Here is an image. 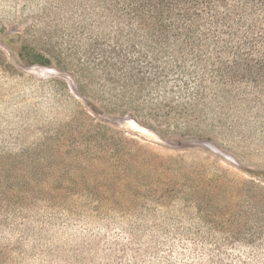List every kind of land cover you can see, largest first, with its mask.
<instances>
[{
    "label": "rangeland",
    "instance_id": "rangeland-1",
    "mask_svg": "<svg viewBox=\"0 0 264 264\" xmlns=\"http://www.w3.org/2000/svg\"><path fill=\"white\" fill-rule=\"evenodd\" d=\"M93 1L0 0V264H264V72L86 97Z\"/></svg>",
    "mask_w": 264,
    "mask_h": 264
},
{
    "label": "trees",
    "instance_id": "trees-1",
    "mask_svg": "<svg viewBox=\"0 0 264 264\" xmlns=\"http://www.w3.org/2000/svg\"><path fill=\"white\" fill-rule=\"evenodd\" d=\"M93 3L99 18L109 23L110 32L104 46L99 38L92 40L89 55L100 56L97 63L93 62L96 68L79 74L89 89L86 97L118 96L126 80L144 85L150 74L157 87L175 77L181 87L188 89L189 100L201 102L205 101L207 88L218 96L228 85L252 80L248 78L250 73L264 72V53L261 59H255L259 50L264 51V0ZM131 105L104 104L101 108L112 116L119 111L125 115L128 109L139 116L138 108ZM160 105L154 103V113L161 111ZM8 189L0 182V195ZM12 202L0 199V212Z\"/></svg>",
    "mask_w": 264,
    "mask_h": 264
},
{
    "label": "water",
    "instance_id": "water-1",
    "mask_svg": "<svg viewBox=\"0 0 264 264\" xmlns=\"http://www.w3.org/2000/svg\"><path fill=\"white\" fill-rule=\"evenodd\" d=\"M125 124H128V125L132 126L133 128H137V126L132 125V122L131 123L130 122H126Z\"/></svg>",
    "mask_w": 264,
    "mask_h": 264
},
{
    "label": "bare ground",
    "instance_id": "bare-ground-1",
    "mask_svg": "<svg viewBox=\"0 0 264 264\" xmlns=\"http://www.w3.org/2000/svg\"><path fill=\"white\" fill-rule=\"evenodd\" d=\"M130 126V125H129ZM136 130V129H135Z\"/></svg>",
    "mask_w": 264,
    "mask_h": 264
}]
</instances>
